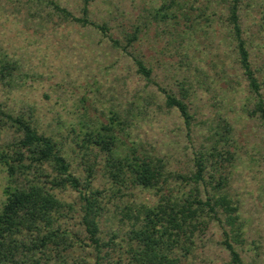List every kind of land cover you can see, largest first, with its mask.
Returning a JSON list of instances; mask_svg holds the SVG:
<instances>
[{"label": "rangeland", "instance_id": "rangeland-1", "mask_svg": "<svg viewBox=\"0 0 264 264\" xmlns=\"http://www.w3.org/2000/svg\"><path fill=\"white\" fill-rule=\"evenodd\" d=\"M48 1L0 0V64L12 66L0 77V109L30 117L38 131L61 141L81 181L91 168V186L102 191L104 206L99 218L102 264L126 256L116 245L129 225L120 212L124 204L153 205L170 190H189L192 184L179 175L190 174L198 152L215 143L212 132L220 118L232 128L228 144L218 147L234 153L225 164L226 190L238 205L243 230L236 248L244 264H264V127L247 111L253 96L237 60L227 3L176 0L164 17L155 11L170 0H89V17L109 27V35H103L90 25L63 20ZM52 1L81 14L82 0ZM239 21L264 99V0H241ZM135 26L140 29L131 46L124 50L113 44L110 37L124 45L125 34ZM133 55L151 69L150 79L137 72ZM181 86L192 115L189 129L178 110L165 105L164 91L179 97ZM113 113L114 151L125 155L135 150L160 162L168 177L161 190L126 184L118 192L103 152L71 149L74 133L100 128ZM11 135L4 131L7 139ZM5 182L0 165V204ZM55 192L72 205L67 226L82 239L66 264H96V251L84 244L89 239L77 191ZM222 238L221 227L210 222L195 236L186 264H225L229 255Z\"/></svg>", "mask_w": 264, "mask_h": 264}, {"label": "trees", "instance_id": "trees-1", "mask_svg": "<svg viewBox=\"0 0 264 264\" xmlns=\"http://www.w3.org/2000/svg\"><path fill=\"white\" fill-rule=\"evenodd\" d=\"M224 1L237 60L253 96L252 107L247 111L249 115L256 116L264 127L260 82L251 68L239 21L241 0ZM48 3L63 20L90 25L103 35H109L106 22L99 23L89 17V0H82L80 15L52 0ZM171 3H176V0L162 3L155 15L166 14ZM139 29L135 26L125 34L124 45L112 37L111 41L126 50L137 39ZM133 60L137 72L150 79L151 69L143 60L136 55H133ZM10 65L9 62L0 64V77L9 74ZM184 90L185 87L181 86L179 97L164 91L165 105L176 108L189 129L192 115ZM109 118V122L98 129H85L81 135L74 133L72 142L75 147L71 149H83L84 154L94 149L103 152L107 174L118 192L122 191L119 186L126 184L161 190V184H165L168 178L162 170L163 165L135 153V150L125 155L117 154L112 127L117 117L113 113ZM217 127L212 132L216 136L215 143L208 150L198 152L190 174L179 175L183 181L192 184L188 191L174 193L170 190L161 194L153 205L143 202L123 205L120 212L129 225L121 238L123 243L117 242L116 245L123 248L126 256L118 258L116 264H123V260L127 264H186L195 236L203 234L212 221L222 229L220 243L229 255L225 264H244L236 248V244L243 241L238 205L226 190L228 172L225 163L234 159V153L229 148L218 147L220 142L228 144L232 128L222 118ZM5 130L12 132L11 138L4 137ZM66 153L64 144L38 131L30 117L0 109V165L6 180L0 204V264H66L67 258L74 256L72 253L82 239L67 226V212L72 205L55 192L67 187L77 191L82 201L80 219L89 239V243L84 244L93 247L95 263L102 264L99 238V218L104 208L102 199H99L102 191L91 186L90 167L83 181L73 173ZM74 260L77 263L78 260Z\"/></svg>", "mask_w": 264, "mask_h": 264}]
</instances>
